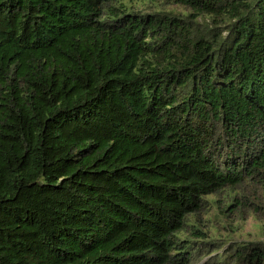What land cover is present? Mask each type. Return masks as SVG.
Returning <instances> with one entry per match:
<instances>
[{
	"label": "trees",
	"instance_id": "trees-1",
	"mask_svg": "<svg viewBox=\"0 0 264 264\" xmlns=\"http://www.w3.org/2000/svg\"><path fill=\"white\" fill-rule=\"evenodd\" d=\"M257 183L264 0H0V264H264Z\"/></svg>",
	"mask_w": 264,
	"mask_h": 264
},
{
	"label": "rangeland",
	"instance_id": "rangeland-1",
	"mask_svg": "<svg viewBox=\"0 0 264 264\" xmlns=\"http://www.w3.org/2000/svg\"><path fill=\"white\" fill-rule=\"evenodd\" d=\"M133 2L141 7L147 4L148 0H133ZM171 5L180 9L178 5L173 3ZM242 192L245 195L242 204L234 207L231 212L221 210V204L225 202L224 193L209 195L214 198L213 203L204 212H200L194 221L206 236L227 242L249 240L264 242V183H257L254 186L246 184ZM200 262L201 260H197L194 264Z\"/></svg>",
	"mask_w": 264,
	"mask_h": 264
}]
</instances>
